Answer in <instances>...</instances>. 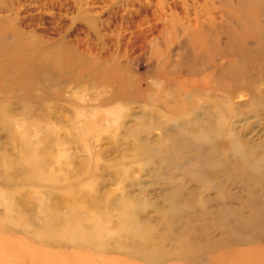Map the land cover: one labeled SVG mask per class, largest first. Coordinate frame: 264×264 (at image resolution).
I'll use <instances>...</instances> for the list:
<instances>
[{"label": "bare ground", "instance_id": "obj_1", "mask_svg": "<svg viewBox=\"0 0 264 264\" xmlns=\"http://www.w3.org/2000/svg\"><path fill=\"white\" fill-rule=\"evenodd\" d=\"M252 27H255L253 34L245 25L233 26L227 44H223L220 38L209 41L202 35L201 29L194 25H173V30L178 34L167 43L170 45L166 49H156L155 55L161 67L156 70L166 73L165 69L171 66L177 72L170 70L169 75L161 74L163 85L143 86L141 80L133 77L132 72H124L122 63L111 57L104 58L103 61L97 58L86 60L82 53L73 55L62 42H36L35 38H25L12 22L0 18V36L9 33L13 39L10 43H0V94L4 96L18 89H26V92L29 89L32 92L38 85L42 72L58 73L75 85L83 82L87 91L83 94H71L67 102L78 113L76 118H81L72 125L74 138L85 144L87 136L94 131L97 135L96 130L103 129V123L109 118L115 120L118 127L124 126L129 114L120 108L121 101L133 99L135 102H143L145 106L142 115L135 120L129 131L130 138L134 141L135 162H152L164 169L171 167L181 170L183 177L180 180L169 178L168 184L174 191L169 195L168 202L171 205L170 215L181 219L180 229L182 228L184 235L193 236L194 228L183 221V215L196 214L204 221L201 228H205L206 221L220 223L218 229L227 236L225 246L233 243L248 245L247 249H231L236 254L230 257L226 254L229 250L213 256L210 264H264V249L252 246L256 240H264V135L262 131H257L255 139L245 138L240 132L232 130L233 119L239 117L238 110L244 106L248 108L249 115H264V24L254 23ZM176 46L177 49L173 52ZM187 55L189 59L186 58ZM247 57L250 58L249 61L246 60ZM31 63L35 64L30 65ZM11 69L15 73L8 75L7 72ZM69 71L72 73L70 76L67 75ZM5 81L10 83L9 87L3 85ZM53 82L54 80H49V83ZM90 82L101 89L89 90ZM41 86L42 84L35 89ZM104 86L111 89L109 94ZM39 94H45L43 98H46V92ZM31 95L33 94H22V97L28 99ZM36 96V99H40L41 95ZM55 97L62 98V92L58 91ZM237 98H241V101L236 102ZM93 103H97L95 107ZM112 103L115 104L109 107ZM30 104L25 102L20 119L9 115L4 109L0 110V127L12 142L13 149L20 146L21 153L26 151V156L19 160L14 156L18 160L19 169L24 165L31 172L21 176L24 182H59L60 178L55 177L41 163V142L33 140L49 139L50 134L55 132L51 128L49 131L43 130L39 121L31 119ZM45 121H48L47 118ZM157 130L160 134L154 140L152 132ZM54 144L61 150L65 147L59 138ZM1 153L0 164L7 172L14 162L4 152ZM187 153L189 155L186 162L169 164ZM206 172L210 176H206ZM235 174L250 182L246 200L240 203L241 209L249 211V215L245 217L229 210L226 205L233 199L221 178H231ZM9 179L2 180L6 182ZM185 180L199 188V195L191 194L188 204L181 206L180 201L187 192ZM209 192L216 194L214 201L218 207L215 210H210L209 201L202 199L201 194ZM255 192H260L261 196L258 197ZM13 197V190H0V205L5 210L2 223L23 222L22 218L15 219V216L20 215V210L14 205ZM137 207L134 204L124 206L120 213L121 223L115 230L117 236L131 234L135 242H138L134 247L128 248L130 256L134 258L157 264L169 259L189 258L196 253L204 254V251L210 252L221 247L219 244L222 243H213L208 249L193 247L191 241L185 239L186 236L174 240L171 231L162 236V245H151V234L145 232L144 227L135 220L134 209ZM40 213L41 224L34 230L37 237L46 234L59 240L68 239L78 246L103 251L107 248V236L114 231H110L109 215L101 206L92 210L77 203L68 209V217L60 215L49 206L41 208ZM169 228H174L173 222ZM166 242L174 243L175 252L165 250Z\"/></svg>", "mask_w": 264, "mask_h": 264}, {"label": "rangeland", "instance_id": "obj_2", "mask_svg": "<svg viewBox=\"0 0 264 264\" xmlns=\"http://www.w3.org/2000/svg\"><path fill=\"white\" fill-rule=\"evenodd\" d=\"M0 18L12 22L25 38H35L36 42H62L73 55L82 53L86 60L97 58L103 61L104 58L111 57L112 60L122 63L120 64L124 72H132L133 77L141 80L143 86L163 85L161 74L169 75L173 68L167 67L164 71L166 73L157 71L161 67L155 53L156 49H166L170 45L167 43L178 34L173 30V25H194L201 29L202 35L209 41L220 38L223 44H227L233 26L245 25L253 34L254 23L264 24V0H0ZM0 39V43H10L13 40L9 33L2 35ZM174 49L173 52L177 46ZM186 58L189 59V55ZM246 60L249 61L250 58L247 57ZM9 72L8 75L15 73L13 69ZM42 73L37 86L42 84L44 89L42 86L35 89L36 86L32 92L20 88L21 90L11 94H0V110L4 109L9 115L20 119L25 102L31 103V119L39 121L43 130L49 131L51 128L55 132L50 134L49 139L42 140L43 142L39 138L33 140L41 142L39 148L43 154L42 165L48 167L60 180L43 181L39 184L24 182L21 176L31 172L24 165L19 169L18 160L26 156V151L21 153L20 146L13 149L12 142L0 127V157L1 152H4L14 162L7 172L0 164V190L14 191L13 202L20 210V215L14 216L16 220L23 219L22 223H2L5 210L0 205V264H65L64 260L68 264H151L130 256L128 248L138 243L133 235H116L115 230L121 223L120 213L125 205H138L134 209L135 220L144 227L145 232L151 234V245H162V236L168 231H171L174 240L186 235L180 229L179 216L177 219L170 215L171 205L168 202L169 195L174 191L168 184L169 178L180 180L183 177L181 170L171 167L164 169L152 162H135L134 141L130 138L129 131L135 120L141 117L144 103L135 102L133 99L121 101L120 108L129 114L124 126L118 127L115 120L107 117L109 120L103 123V129L96 130L100 133L97 132L96 135L95 131L92 132L87 136L85 144L74 138L72 125L81 118H76L78 113L67 100L73 93H85L87 87L83 82L79 86L75 85L58 73ZM67 75L72 73L69 71ZM51 79L54 80L53 83H49ZM5 82L3 85L9 87L10 83ZM90 88L97 89L92 83L89 90ZM106 88L109 94L111 89L104 86ZM42 91L46 92V98H43L45 94H39ZM58 91L62 92V98L55 97ZM22 94L33 95L23 99ZM35 94L41 95L40 99H36ZM235 101L240 102L241 98ZM96 104L92 105L95 107ZM113 104L115 103L109 107ZM104 109L106 107L102 110ZM238 115L232 122L234 132L253 139L256 138L257 131H262L264 135V115H249L245 106L238 110ZM46 118L48 121H45ZM152 133L154 140L160 134L158 130ZM58 138L65 144L62 150L54 144ZM15 155L18 160L14 158ZM188 155L187 153L183 158L170 161L169 164L184 163ZM205 175L210 176V173L206 172ZM3 178L10 179L5 182ZM221 180L227 185V192L233 199L227 202V208L244 217L249 215L248 209H241L240 203L246 200L250 182L236 174L231 178L224 176ZM185 186L187 192L180 201L181 206L188 204L191 194L199 195V188L195 184L185 180ZM255 193L258 197L261 196L260 192ZM201 196L203 200L209 201L210 210L218 207L214 201V192ZM77 203L83 208L96 210L101 206L107 211L110 231H114L107 236L105 250L97 251L88 246H78L68 239L59 240L46 234L37 237L34 234L42 221L41 208L49 206L60 215L68 217V209ZM183 216V221L194 228L193 236L185 237L191 241L193 247L208 249L213 243H222L219 244L221 250L217 248L210 252L204 251V254L199 252L189 258L169 259L157 264H210L213 256L229 250L226 254L230 257L236 254L231 249L241 250L248 247L241 243L225 246L227 236L218 229V222L206 221L205 228H201L204 221L196 214ZM171 222L174 224L173 229L169 228ZM252 246L264 249V240H256ZM164 247L168 252H175L173 242H166Z\"/></svg>", "mask_w": 264, "mask_h": 264}]
</instances>
